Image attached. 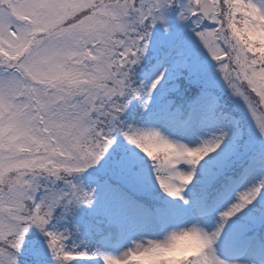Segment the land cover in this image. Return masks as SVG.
<instances>
[{
  "label": "snow or ice",
  "instance_id": "1",
  "mask_svg": "<svg viewBox=\"0 0 264 264\" xmlns=\"http://www.w3.org/2000/svg\"><path fill=\"white\" fill-rule=\"evenodd\" d=\"M0 264H264V0H0Z\"/></svg>",
  "mask_w": 264,
  "mask_h": 264
}]
</instances>
